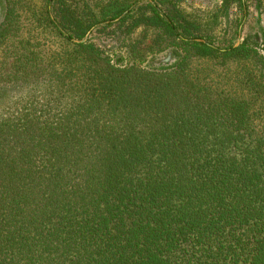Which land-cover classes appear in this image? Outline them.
I'll return each instance as SVG.
<instances>
[{"label": "trees", "instance_id": "trees-1", "mask_svg": "<svg viewBox=\"0 0 264 264\" xmlns=\"http://www.w3.org/2000/svg\"><path fill=\"white\" fill-rule=\"evenodd\" d=\"M6 1L0 264H264V47L181 40L213 36L154 0L171 22L130 12L107 27L147 28L110 56L73 39L139 0ZM173 47L174 68L144 67Z\"/></svg>", "mask_w": 264, "mask_h": 264}, {"label": "rangeland", "instance_id": "rangeland-1", "mask_svg": "<svg viewBox=\"0 0 264 264\" xmlns=\"http://www.w3.org/2000/svg\"><path fill=\"white\" fill-rule=\"evenodd\" d=\"M40 1L41 0H29L31 5L38 4ZM0 3H2V0H0ZM157 3L164 11V6L160 2ZM56 4L57 2H53L51 4L50 9L55 20L60 24V22L56 19L55 16ZM147 4L150 3L142 2L137 7H135L134 10H132L131 12L134 13L136 10ZM244 4H245L244 9L246 8L247 10V16L245 15V10L242 11L238 7L237 3H234L227 10L220 11L219 8L222 6L221 0H183L181 4L182 6L181 8L186 15L188 16L192 15V19H194L195 17L199 18L202 24V28H208L209 30L208 29L205 30L207 32H211L213 36L212 38H202V39L208 40L210 43L214 44L217 47L228 48L236 45L239 38V29L240 26L243 24L242 42L249 41L251 45L255 46L257 44L260 46V48H263L264 47V0H244ZM7 7H8L7 1L4 0L5 17H6ZM5 17L3 18L2 22L5 20ZM122 20L99 25L98 27H96V29L92 30L88 42H93L97 47L101 48L104 52H106L110 56H114L116 54H119V56L122 55L121 52L125 53V51L128 50L127 47L124 46L123 41L125 42V44H128L131 41H136L137 39H140L143 35V31H144L143 28H147L143 25L132 27L130 26V23H126L125 25L122 26L115 25V26L107 27L109 24H116ZM32 21L33 20L31 13V21L28 22V28L34 29L36 28V26L32 24ZM102 28H110V29L104 32L101 31ZM113 28H136V29H134V31L130 34V36L127 37L126 40H124L123 34L119 31V29H117L115 33L113 31ZM176 28L177 31L180 33L181 37L191 38L178 25L176 26ZM65 30L69 33L67 29ZM180 39L185 40L183 38ZM47 40H48L47 42H49V44L51 45L50 47L58 48L60 46L59 43L61 39L59 37L49 35L47 33ZM171 49H177L178 51H180L181 58H183L184 51L182 50V48L180 49L173 47L168 50ZM160 54H156V55H160ZM153 56L155 55H152L148 58V60L144 63V67L147 69L164 70L165 68L164 66L167 65V63L165 64L164 62H160V61L158 62L152 59Z\"/></svg>", "mask_w": 264, "mask_h": 264}, {"label": "water", "instance_id": "water-1", "mask_svg": "<svg viewBox=\"0 0 264 264\" xmlns=\"http://www.w3.org/2000/svg\"><path fill=\"white\" fill-rule=\"evenodd\" d=\"M142 2H149L150 4H152L156 10L159 12V14L163 17V19H165L167 22L170 23V19L168 18V16L166 15V13L163 11V9L158 5V3L154 0H139L138 2H136L134 5L131 6V8L129 10H126L121 16H119L118 18L114 19V20H108L106 22H102L100 24L95 25L90 32L87 33V35L83 38V39H73L74 42L76 43H85L89 41L90 35L92 30L96 29V27H98L99 25H103V24H108V23H112V22H116L119 20H122L123 18H125L132 10H134L135 7H137L139 4H141ZM53 2L50 3V7L51 4ZM245 10V15L247 16V10L246 8ZM51 14V18L54 20V22L56 23L57 27L59 28V30L66 36L69 35V33L55 20L52 12H50ZM5 17V8H4V0H2V3H0V25L2 23L3 18ZM242 29H243V24L240 26L239 29V38L238 41L236 43V45H234L235 47L240 46L242 43ZM183 39H185L188 42H203L211 47L214 48H219L217 46H215L214 44L210 43L208 40L206 39H202V38H184L181 37ZM249 42V41H246ZM152 59L156 60V61H160V62H164L165 64L167 63V65H165L164 69H171L174 68L179 62L181 58V54L180 51H178L177 49H171V50H167L166 52L160 54V55H155L152 57Z\"/></svg>", "mask_w": 264, "mask_h": 264}]
</instances>
